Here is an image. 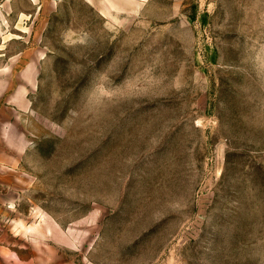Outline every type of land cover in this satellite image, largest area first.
<instances>
[{
  "label": "rangeland",
  "instance_id": "obj_1",
  "mask_svg": "<svg viewBox=\"0 0 264 264\" xmlns=\"http://www.w3.org/2000/svg\"><path fill=\"white\" fill-rule=\"evenodd\" d=\"M114 3L34 31L26 196L67 264H264V0Z\"/></svg>",
  "mask_w": 264,
  "mask_h": 264
},
{
  "label": "crops",
  "instance_id": "obj_2",
  "mask_svg": "<svg viewBox=\"0 0 264 264\" xmlns=\"http://www.w3.org/2000/svg\"><path fill=\"white\" fill-rule=\"evenodd\" d=\"M29 1L28 7H12L16 13L12 26L4 23L1 28L0 23V264H67L61 233L46 217L38 216L25 194L26 177L21 169L30 138L29 95L36 78L31 40L41 16L61 0ZM87 1L103 15L114 13V0ZM12 41L22 42L23 47L8 53Z\"/></svg>",
  "mask_w": 264,
  "mask_h": 264
}]
</instances>
